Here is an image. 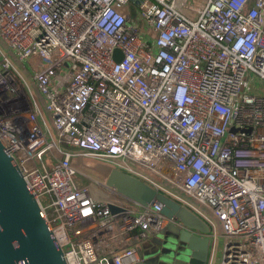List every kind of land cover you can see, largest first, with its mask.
I'll return each mask as SVG.
<instances>
[{
    "label": "built area",
    "instance_id": "obj_1",
    "mask_svg": "<svg viewBox=\"0 0 264 264\" xmlns=\"http://www.w3.org/2000/svg\"><path fill=\"white\" fill-rule=\"evenodd\" d=\"M0 40V140L70 264H138L173 222L74 158L192 209L220 264H264V88L243 90L264 81V0H0Z\"/></svg>",
    "mask_w": 264,
    "mask_h": 264
},
{
    "label": "water",
    "instance_id": "obj_2",
    "mask_svg": "<svg viewBox=\"0 0 264 264\" xmlns=\"http://www.w3.org/2000/svg\"><path fill=\"white\" fill-rule=\"evenodd\" d=\"M106 182L143 206L160 203L162 214L174 222L163 229L168 233L163 244L156 245L149 254L139 249L138 264H209L211 229L192 209L115 168L108 173ZM110 209L112 213L119 211L112 205ZM0 264H70L37 194L1 140Z\"/></svg>",
    "mask_w": 264,
    "mask_h": 264
},
{
    "label": "rangeland",
    "instance_id": "obj_3",
    "mask_svg": "<svg viewBox=\"0 0 264 264\" xmlns=\"http://www.w3.org/2000/svg\"><path fill=\"white\" fill-rule=\"evenodd\" d=\"M0 50L3 51L5 49L0 45ZM10 56H11L12 60L16 63V61L13 58V56L11 54H10ZM0 58H1V56H0ZM18 65H21V64H18ZM29 65L30 66L27 68L28 69L27 71L29 73L32 72V68L34 70H36V68L33 65V61L32 60H30ZM22 66L23 67H19V66L18 67L20 68V71L23 74V76L25 77V79H27V81H29V83H30L31 79L25 73V71H23L24 70V65H22ZM65 66L68 67V64H66ZM20 83L23 84V82L21 80H20ZM31 83H32V81H31ZM248 85H249V88L246 89V87H244V89H243L244 91L246 90L249 94H259L260 90L262 88H264V81H262V80H260V81L253 80V81H250V83ZM250 87H253V89H251ZM31 91H32V95L36 98V100H38L42 104V102H41V100L39 98L40 94L38 93L37 88L34 87L33 85H31ZM28 94H29V92H28ZM29 96H30V98H32L31 94H29ZM72 152L79 154V153H85L86 150H84V149H75V150L72 149ZM44 162H45V165H46V168L48 169V171H51L52 167L54 166V163H55L54 155L52 154V152H49V153H47L44 156ZM73 165L75 167L79 168V169H82L86 173L97 177L98 179H106V177L108 176V173L110 172V170L115 168L111 164L100 162V161H97V160H94V159H90V158H84V160L82 162H79L78 160H76V158H74ZM78 179H80L81 183L84 184V185H86L88 183L87 179H83L82 180L81 177H78ZM42 201L44 202L45 198H43ZM194 205L201 212V214L209 216V217L211 216L208 213L207 210L203 209L202 207H200V206H198L196 204H194ZM212 234H213V232H212ZM167 235H168L167 231L166 230H162L161 232L156 233L153 238L145 240V241H141L140 242V246H141L143 251H145L147 254H149L153 250V248H155L156 245L163 244V238L165 236H167ZM221 240H223V239L220 237L218 239V241H217L218 246L221 245V243H222Z\"/></svg>",
    "mask_w": 264,
    "mask_h": 264
},
{
    "label": "crops",
    "instance_id": "obj_4",
    "mask_svg": "<svg viewBox=\"0 0 264 264\" xmlns=\"http://www.w3.org/2000/svg\"><path fill=\"white\" fill-rule=\"evenodd\" d=\"M17 64V63H16ZM18 65V64H17ZM19 67H22V65H18ZM22 70V69H21ZM28 69H27V67H24V70L23 71H25V73L30 77V79H31V73H29L28 71H27ZM33 86L34 87H36V85L33 83ZM37 88V87H36ZM38 90V89H37ZM39 92V91H38ZM40 93V92H39ZM42 106H43V108H45V104H42ZM222 241V240H221ZM138 246V248L139 249H142L141 248V246H140V243H138L137 244ZM222 245H223V241H222V243H221V245L220 246H218V243L216 242V244H215V251H213V249L211 250V252H210V258H209V263H210V261L212 260V264H220V262H221V257H222ZM214 248V247H213Z\"/></svg>",
    "mask_w": 264,
    "mask_h": 264
},
{
    "label": "trees",
    "instance_id": "obj_5",
    "mask_svg": "<svg viewBox=\"0 0 264 264\" xmlns=\"http://www.w3.org/2000/svg\"><path fill=\"white\" fill-rule=\"evenodd\" d=\"M0 44H1V46H2L5 50H8L7 46H6L1 40H0ZM10 54L13 56L14 60L16 61V63H17V64H20V63L18 62V60L14 57V55H13L11 52H10ZM38 93H39V92H38ZM39 94H40V93H39ZM39 98H40L42 104H44V100H43L41 94L39 95ZM47 115L49 116V117H48L49 121L52 122V118L50 117V115H49L48 113H47Z\"/></svg>",
    "mask_w": 264,
    "mask_h": 264
}]
</instances>
